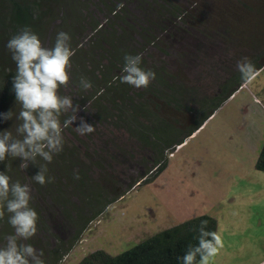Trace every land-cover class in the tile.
I'll use <instances>...</instances> for the list:
<instances>
[{
  "label": "trees",
  "instance_id": "16d2710c",
  "mask_svg": "<svg viewBox=\"0 0 264 264\" xmlns=\"http://www.w3.org/2000/svg\"><path fill=\"white\" fill-rule=\"evenodd\" d=\"M5 5L44 27L38 35L43 47L50 49L64 31L74 50L69 84L58 91L76 108L58 116L62 150L51 153L50 163L11 155L0 162L10 184L28 186L38 215L36 235L17 238V244H31L44 264H63L111 205L163 173L172 153L245 85L236 66L241 57L258 72L264 69V0H0ZM126 53H141V67L155 72L147 89L119 82ZM14 75V69L5 71L0 80V114H13L0 118V138L8 130L17 142L25 134L18 131L23 121L11 92ZM81 79L93 86L83 89ZM73 114L76 121L63 128ZM81 118L92 133H77ZM255 168L264 173V145ZM41 171L44 186L32 179ZM9 215L0 219V247L14 234ZM217 226L214 218L200 216L117 256L98 250L79 264H180L198 246L201 230L217 234Z\"/></svg>",
  "mask_w": 264,
  "mask_h": 264
},
{
  "label": "rangeland",
  "instance_id": "374dc122",
  "mask_svg": "<svg viewBox=\"0 0 264 264\" xmlns=\"http://www.w3.org/2000/svg\"><path fill=\"white\" fill-rule=\"evenodd\" d=\"M24 26L37 35L44 28L28 23L10 5L0 6V80L5 71L15 70L6 44ZM12 122L18 124L16 118ZM204 134L213 141L208 163L199 159L204 166L195 165L183 178L171 167L148 185H136L87 228L63 264H79L98 250L117 256L204 215L217 221L221 240L209 264H264V173L254 165L264 145V69L223 104Z\"/></svg>",
  "mask_w": 264,
  "mask_h": 264
},
{
  "label": "clouds",
  "instance_id": "9594fccd",
  "mask_svg": "<svg viewBox=\"0 0 264 264\" xmlns=\"http://www.w3.org/2000/svg\"><path fill=\"white\" fill-rule=\"evenodd\" d=\"M69 40L70 36L66 32L59 31L53 46L50 49L45 48L38 35L30 27L24 26L7 41L6 48L12 53L11 59L16 66L15 75L11 80V92L15 102L22 109L19 118L23 123L18 131L25 135L22 141L9 143L11 132H3L0 138V162H4L6 156L11 155L23 160L40 156L50 163L53 159L51 153L62 150V128L58 116L67 108L76 111L69 97L58 95L59 89L67 86L70 81L69 69L72 66L74 50L69 46ZM241 59L244 62L237 61L236 64L241 73L240 79L242 83L250 84L258 70L248 57ZM141 64V53L124 54L119 82L135 89H147L156 74L145 70ZM80 84L85 90L93 86L91 81L84 79H81ZM12 115L9 111L0 114V118L7 120L11 119ZM76 119L75 114L66 118L63 128H68ZM75 130L78 134L85 135L92 133L94 127L81 118L80 125ZM25 166L21 164L22 168ZM32 179L41 186L47 183L43 171ZM30 200V189L27 185L19 182L10 184L9 176L0 172V205L3 206L0 219H3L5 213L10 214L7 223L14 229V234L7 238L6 245L0 247V264H29L28 257L33 258L34 264H44V261L36 256V250L31 244H17V238L30 240L37 233L38 215L30 206ZM201 224L206 225L207 221L201 220ZM205 236H211V240L204 239ZM219 247L221 240L216 233L201 230L198 246L186 251L180 258V264H209ZM43 255L41 251L40 256Z\"/></svg>",
  "mask_w": 264,
  "mask_h": 264
},
{
  "label": "flooded vegetation",
  "instance_id": "af4514ba",
  "mask_svg": "<svg viewBox=\"0 0 264 264\" xmlns=\"http://www.w3.org/2000/svg\"><path fill=\"white\" fill-rule=\"evenodd\" d=\"M212 122H213V120L211 122H209L206 126H204L203 128H201L199 131H197L194 134V137H193L194 139L191 140L189 138L183 145L179 146V148H177L174 153H172V155L170 156L169 164L164 169L163 173H161L160 175H158L156 178H154L153 180H151L149 182H147V181L143 182V185H148L152 181H155L162 174H165L166 175V173L170 170L171 167H173L172 169H176L177 170L176 171V174L178 176H181V178H183V175L184 176H188L190 173L192 174V170H193V167L195 165L197 166L198 170H199V167L200 166H204L202 162H198L199 159L203 158L204 159V164L208 163L209 160H210V157H209L210 152L208 150H210V148L213 147V145L211 144V143H213V141H210L209 138H208L209 135L208 134L205 135L204 133L209 128V126H210V124ZM221 132H222V130H221ZM203 134H204V136L202 137L203 139L200 141L199 144L198 143H195L193 145L194 146V149L191 152L189 150L186 151V152L184 151L187 148H193V146L190 147V145L192 144V142H194V140H196L198 137H201ZM189 140H191L190 143H188ZM179 154H182L181 159H177V156ZM197 168H196V170H197ZM201 169H203V168H201ZM186 179H188V177ZM140 184H139V186L138 185L137 186L140 187ZM153 216H154V214H153ZM197 217L198 216H194V218H197ZM166 232H164V234ZM162 235L163 234L158 235L157 237L162 236ZM154 237H156V236H154Z\"/></svg>",
  "mask_w": 264,
  "mask_h": 264
},
{
  "label": "crops",
  "instance_id": "0c3cea01",
  "mask_svg": "<svg viewBox=\"0 0 264 264\" xmlns=\"http://www.w3.org/2000/svg\"><path fill=\"white\" fill-rule=\"evenodd\" d=\"M212 120L214 121V117H212V118H211V119L205 124V126H206L209 122H211ZM202 128H203V127H202ZM221 164H222V163H220V164H216V167H214V169H216V170L219 169L220 166H221ZM254 165H255V164H254ZM231 168H232V164H231ZM234 170H235V171H241V169H238V167H237L236 169H234ZM234 170H233V171H234ZM235 171H234V172H235ZM230 174H231V172H230ZM209 179H210V178H209ZM223 180H224L223 178H220V177H219V181H220V183H222ZM220 186H221V184H220ZM220 186H219V188H220ZM216 189H217V186H216Z\"/></svg>",
  "mask_w": 264,
  "mask_h": 264
}]
</instances>
